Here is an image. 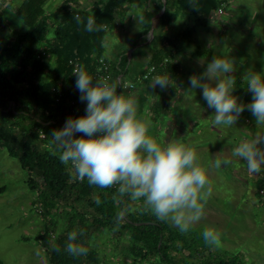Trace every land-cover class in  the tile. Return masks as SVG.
Returning a JSON list of instances; mask_svg holds the SVG:
<instances>
[{
  "label": "trees",
  "instance_id": "16d2710c",
  "mask_svg": "<svg viewBox=\"0 0 264 264\" xmlns=\"http://www.w3.org/2000/svg\"><path fill=\"white\" fill-rule=\"evenodd\" d=\"M8 1L16 0H0V22L6 16ZM47 1L21 0L13 14L23 29L14 36L0 34V145L27 172L29 189L37 195L35 206L39 205L43 218L49 219L44 232L35 238L46 252L47 264H111L99 249L98 238L109 241L111 256L129 261L125 264H241L236 256L215 253L213 245L203 240L201 230L181 234L158 221L141 201L121 196L117 187L100 189L90 186L87 180H74L52 150L40 147L39 142L51 144L50 134L62 127L68 116L84 113L86 105L79 100L69 61L97 78L106 37L118 20L126 17L135 0H96L88 9L81 8L76 0H63L50 14L44 9ZM141 1L146 5L142 23V34L146 36L153 18L162 10V3ZM222 5L219 0H196L195 4L193 0H165L164 14L146 45L150 54L147 67L131 76L124 49L111 62L110 80H120L118 93L123 91L121 87L129 76L131 83L136 84L148 67L174 59L170 46L178 38L165 43L160 30L178 14L191 18V25L181 34L188 39L193 29L205 28L207 17ZM89 18L101 26L99 31H85ZM173 67L168 63L165 68H158L155 77L166 76ZM53 87L61 91L60 103H55ZM70 101L80 108L79 114L67 108ZM146 102L145 98L140 102L139 114H143ZM154 105L156 110L163 107ZM155 109L149 108L150 113H155ZM56 221L59 229H55ZM71 231H76L77 242L89 249L86 256L72 257L65 251Z\"/></svg>",
  "mask_w": 264,
  "mask_h": 264
},
{
  "label": "clouds",
  "instance_id": "9594fccd",
  "mask_svg": "<svg viewBox=\"0 0 264 264\" xmlns=\"http://www.w3.org/2000/svg\"><path fill=\"white\" fill-rule=\"evenodd\" d=\"M136 17L138 23L144 22L142 16ZM100 27L89 18L85 31H99ZM234 71L233 60L216 56L200 75H191L188 83L191 90H201L207 107L214 110L213 127H234L245 110L264 127V73L248 74L246 89L251 100L244 104L233 94L237 87ZM73 74L79 100L86 106L82 115L68 116L63 126L50 134L60 163L68 167L74 180H87L100 189L116 186L121 196L141 201L158 221L181 234L189 233L203 219L212 194L209 169L227 167L233 159L217 158L205 165L194 147L180 140L158 141L150 134L151 121L138 114L136 98L118 93V82L109 77L94 78L83 66ZM170 81L169 76H157L149 86L164 90ZM231 157L243 161L250 174L264 176V133L234 145ZM201 234L209 245L220 238L212 227H205ZM78 235L76 231L67 235L65 251L72 257L89 252L77 242Z\"/></svg>",
  "mask_w": 264,
  "mask_h": 264
},
{
  "label": "crops",
  "instance_id": "0c3cea01",
  "mask_svg": "<svg viewBox=\"0 0 264 264\" xmlns=\"http://www.w3.org/2000/svg\"><path fill=\"white\" fill-rule=\"evenodd\" d=\"M220 1L224 3L223 13L217 15L216 11L212 12L207 17L206 27L193 29L188 39L181 36L191 25V18L187 14H178L171 24L160 30L165 43L178 38L170 46L175 68L166 74L171 80L168 88H152L149 86L151 80L122 93L136 98L138 114L140 102L144 98L147 100L143 114L139 115L151 121L150 134L158 141L167 143L180 140L194 147L199 161L205 165L217 158L233 159V163L227 167L209 169L212 194L207 199L203 219L191 230L203 231L205 227H212L220 234L218 242L213 245L215 253L236 256L241 264H264V208L257 202V191L263 176L250 174L243 161L231 157L234 145L264 133V127L257 125L247 110L234 127H213L211 120L214 110L207 107L201 90H191L188 83L189 77L200 75L214 57H229L234 62L232 75L236 79V86L240 87H236L233 94L239 97V102L247 104L251 100V93L246 89L248 74L264 73V25H260L259 30L253 29L258 20L264 22V15L258 13L261 9L257 7L256 16L252 13L248 24L250 27L244 30L242 24H238V31L230 30V23L223 17L232 15L235 20L239 12H246L248 8L251 12L255 11L254 4L261 5L264 10V0L256 3L254 0ZM148 6L151 9V3ZM145 10L146 5L141 0H135L132 7L127 9L126 17L119 19L116 28L106 37L104 58L112 62L117 52L124 49L131 76L147 67L150 58L146 45L152 38L142 34V24L138 23L136 17L144 18ZM131 76L125 80L126 85L131 83ZM156 103L163 107L156 110ZM149 108H154L156 112L151 114ZM217 172H222L223 177H218ZM220 178L223 187L230 191L222 194L228 197L226 203L217 198L214 188L216 183L213 181L218 182Z\"/></svg>",
  "mask_w": 264,
  "mask_h": 264
},
{
  "label": "rangeland",
  "instance_id": "374dc122",
  "mask_svg": "<svg viewBox=\"0 0 264 264\" xmlns=\"http://www.w3.org/2000/svg\"><path fill=\"white\" fill-rule=\"evenodd\" d=\"M20 1H8L6 3V16L0 22V34L4 37L14 36L23 29L19 20L13 14L14 8L19 5ZM62 1L48 0L44 7L46 13L54 12ZM76 1L81 8L88 9L96 0ZM256 2L258 0H254V3ZM257 7L261 9L258 13L264 15L261 5L254 4L256 12L254 10L251 12L248 8L246 12H239L235 20L232 15L223 16L224 19H227V23H230V30L237 29L235 31H238L240 27L238 24L243 25L242 30L248 29L252 13L256 16ZM260 25H264L261 19L255 23L254 31L259 30L260 28L258 27ZM39 145L43 150L47 149L54 152L51 144L47 142H39ZM223 175L222 172H217L218 177H223ZM27 176V172L21 169L19 161L11 158L5 148L0 145V260L3 264H47L46 252L35 241V238L44 232L45 227L48 226L49 219L43 218L37 209L38 207L35 206L37 195L29 189L26 182ZM220 180L221 178L218 179V182L216 180L213 181V183H216L214 187L216 196L222 203H226L228 202V197L222 194L230 191L223 187ZM55 226V229H59L60 224L56 221ZM97 243L99 249L106 253L107 262L111 264L129 263V261L122 259L120 256H111L109 241L104 238H98Z\"/></svg>",
  "mask_w": 264,
  "mask_h": 264
},
{
  "label": "built area",
  "instance_id": "2783aa9c",
  "mask_svg": "<svg viewBox=\"0 0 264 264\" xmlns=\"http://www.w3.org/2000/svg\"><path fill=\"white\" fill-rule=\"evenodd\" d=\"M223 9L224 6L222 5L221 7H219L216 10V14L217 15H221L223 13ZM42 55L45 56V54L42 52ZM49 57H52V55H48ZM37 57L39 58V54H37ZM168 63H172L171 59H165L163 60V62L157 66H150L147 68V70L145 71V73L142 75V77H139L137 79L136 84H132V83H128L123 84L122 85V90H132L135 88V86L142 84L143 82L147 81V80H153L155 78V74L157 73L158 68L159 69H163L166 67V64ZM110 64L111 62L109 60H107L106 58H100L98 60V65H99V69H98V77H109V69H110ZM69 65L73 67L72 69V74L79 68V64L75 63L73 61H69ZM74 75V74H73ZM120 85V80L118 79L117 81ZM60 85H58L59 87ZM58 87H53L51 89V92L54 94L55 97V103H60L61 98H62V94L61 91L59 90ZM67 108L70 110L71 113L73 114H79L80 113V108L77 107V104L73 101L68 102L67 104ZM41 138L44 139L45 137L43 135H41ZM112 188H116V186H113ZM257 202L259 204L260 207L264 208V176L261 179V185L257 191ZM37 209L41 212V208L39 205H37Z\"/></svg>",
  "mask_w": 264,
  "mask_h": 264
},
{
  "label": "water",
  "instance_id": "95a60500",
  "mask_svg": "<svg viewBox=\"0 0 264 264\" xmlns=\"http://www.w3.org/2000/svg\"><path fill=\"white\" fill-rule=\"evenodd\" d=\"M161 3H162V10L161 12L158 14L157 17L153 18L152 22H151V25H150V29H149V32H153L154 31V28H155V25L156 23L162 18L163 14H164V11H165V0H161ZM148 32V33H149ZM153 37V36H152ZM150 37V38H152Z\"/></svg>",
  "mask_w": 264,
  "mask_h": 264
}]
</instances>
